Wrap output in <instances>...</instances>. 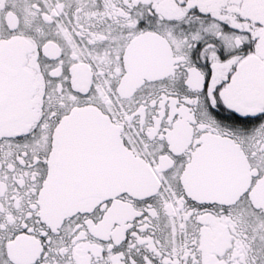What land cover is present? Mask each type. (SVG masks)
Here are the masks:
<instances>
[{
	"label": "snow or ice",
	"instance_id": "snow-or-ice-1",
	"mask_svg": "<svg viewBox=\"0 0 264 264\" xmlns=\"http://www.w3.org/2000/svg\"><path fill=\"white\" fill-rule=\"evenodd\" d=\"M0 264H264V0H0Z\"/></svg>",
	"mask_w": 264,
	"mask_h": 264
}]
</instances>
